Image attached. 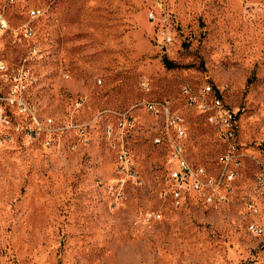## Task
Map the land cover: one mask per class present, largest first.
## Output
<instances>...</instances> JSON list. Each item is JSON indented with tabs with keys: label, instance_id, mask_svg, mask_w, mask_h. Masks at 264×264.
<instances>
[{
	"label": "rangeland",
	"instance_id": "1",
	"mask_svg": "<svg viewBox=\"0 0 264 264\" xmlns=\"http://www.w3.org/2000/svg\"><path fill=\"white\" fill-rule=\"evenodd\" d=\"M31 7L35 35L17 36ZM7 17L9 82L26 74L28 105L54 124L32 139L13 111L0 130V264H264V236L248 233L241 212L264 161V0H23ZM204 84L239 108L246 168L227 206L192 194L177 206L166 196L169 148L154 141L162 120L139 104L179 110L187 159L214 173L225 145L180 95ZM134 106L127 175L124 140L105 125Z\"/></svg>",
	"mask_w": 264,
	"mask_h": 264
},
{
	"label": "built area",
	"instance_id": "2",
	"mask_svg": "<svg viewBox=\"0 0 264 264\" xmlns=\"http://www.w3.org/2000/svg\"><path fill=\"white\" fill-rule=\"evenodd\" d=\"M23 0H2L0 4V34L9 32V18L7 9L13 7ZM41 13L37 7L28 10V18L17 30V36L23 34L26 38L35 35L33 22L40 17ZM151 14V18H153ZM34 54L37 50L34 49ZM27 75L20 72L10 83L8 66L4 60H0V130L7 128L10 124L9 115L16 111L18 114L28 117L30 126L28 136L37 139L42 133L47 131V127L52 130L54 121L52 118H40L28 105L25 99ZM145 87H148L144 84ZM181 96L187 108L204 116L208 124H216L218 127V137L225 145L221 160H216L219 176H212L210 172H202L201 165H193L186 156V151L181 150V142H186L187 131H184V117L178 112H171V127H165L161 142L169 148V161L173 165L168 173L167 192L174 205H180L191 195L198 197L203 203L209 206L227 201V197L233 192L231 179L235 170H245V156L239 150L237 135L239 131V108L228 104L221 95L210 85L204 84L200 87L183 86ZM152 105L155 111V100L145 101ZM168 107V102L163 101ZM140 105V104H139ZM138 106V105H137ZM136 106L124 111V118L115 119L121 121V128H126V134L130 133L136 126V121L132 111ZM113 123L105 125V136L112 134ZM126 136H124L123 157L124 167H119L123 173L132 175L131 154L126 146ZM1 141V139H0ZM50 145V142H47ZM256 160V159H254ZM256 174L251 181L249 197L242 206V214L249 215V221L253 224V232L264 236V161L256 160ZM215 167V168H216Z\"/></svg>",
	"mask_w": 264,
	"mask_h": 264
},
{
	"label": "bare ground",
	"instance_id": "3",
	"mask_svg": "<svg viewBox=\"0 0 264 264\" xmlns=\"http://www.w3.org/2000/svg\"><path fill=\"white\" fill-rule=\"evenodd\" d=\"M180 95L181 96L183 95V89L181 90ZM139 107L149 112L154 117L161 118L162 123H163L161 130L163 131V133L165 131V127H171V112H178L173 108V106L169 102H168V107H166L163 101H155V111L152 105H149L148 103H141ZM112 113L116 115V119L124 118V112H112ZM210 125L216 129V132L218 134L217 125L216 124H210ZM184 131H187L185 119H184ZM124 136H127L126 128H121V121H115L114 126L112 128V134H107V137L109 139H112L113 142L114 141L122 142L124 140ZM161 140H162L161 137H156L154 139L155 142H161ZM181 150L185 151L184 142H181ZM122 151H123V147L119 150L117 158L120 163L124 164V157H123ZM218 159L221 160V157ZM201 169H202V172H208L204 167H201ZM240 171L241 170H235L233 172V178L231 179V187H232V183L235 182L236 178L238 177ZM210 175L219 176V170H217L214 173L210 172ZM230 202H231V199H230V196H228L227 201H222L220 203L213 204L212 206H227ZM204 204L209 206V203H204ZM250 230L253 232V225L250 226Z\"/></svg>",
	"mask_w": 264,
	"mask_h": 264
},
{
	"label": "trees",
	"instance_id": "4",
	"mask_svg": "<svg viewBox=\"0 0 264 264\" xmlns=\"http://www.w3.org/2000/svg\"><path fill=\"white\" fill-rule=\"evenodd\" d=\"M164 63H165V65L167 66V67H173V64L172 63H170L168 60H165L164 61Z\"/></svg>",
	"mask_w": 264,
	"mask_h": 264
}]
</instances>
